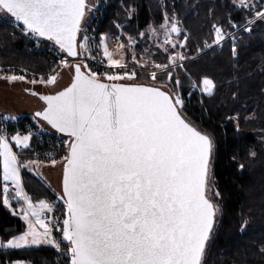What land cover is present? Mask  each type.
I'll return each instance as SVG.
<instances>
[{
	"label": "snow or ice",
	"instance_id": "snow-or-ice-1",
	"mask_svg": "<svg viewBox=\"0 0 264 264\" xmlns=\"http://www.w3.org/2000/svg\"><path fill=\"white\" fill-rule=\"evenodd\" d=\"M232 3L254 10V18L240 25L243 31L251 33L256 19L264 21V5L255 6L251 0ZM95 7L88 0H0V13L13 18L24 34L37 43L52 42L66 53L59 63L71 75V82L54 94L25 89L43 101L33 119L66 137L60 161L62 191L57 194L63 202L60 216L55 215V202H34L24 188L21 168L39 174L44 161L21 163L12 142L17 148L30 149L33 133L16 132L9 138L7 130L0 128L2 203L11 208V200H16L26 224L20 234L0 239V248L51 246L62 257L60 264H206L221 211L215 201L221 194L212 172L214 139L184 114L183 83L179 77L174 79L173 70L183 68L187 56L175 51L167 56V64H153L155 70H149L147 61L137 59L133 37H128L126 45L108 33L98 41L88 34L87 17ZM179 25L175 14L165 13L160 25L164 52L186 46L189 36L179 39ZM229 25L238 26L231 20ZM211 27L213 39L211 44L205 41V47L221 45L231 37V52L236 57V35L215 22ZM149 30V38L159 39L155 27L150 25ZM112 38L117 41L114 49L109 45ZM129 52L131 68L125 59ZM89 60L98 65L106 62V67L102 71L93 68ZM157 70L166 75V83L156 86L139 81L141 75L157 81ZM58 75L28 79L12 69H0V79L32 85H56ZM169 83L173 85L170 89ZM191 87L211 96L216 84L205 75L199 82L192 81ZM236 127L239 130V123ZM46 158L53 166L58 163L51 154ZM248 223L242 219L240 231ZM54 231L60 233L59 239Z\"/></svg>",
	"mask_w": 264,
	"mask_h": 264
},
{
	"label": "trees",
	"instance_id": "trees-1",
	"mask_svg": "<svg viewBox=\"0 0 264 264\" xmlns=\"http://www.w3.org/2000/svg\"><path fill=\"white\" fill-rule=\"evenodd\" d=\"M165 13L175 14L182 31L189 32L185 50L189 56L203 47L205 41L212 42V23L232 32L229 20L241 29L246 19L254 18L251 11L234 6L232 0H108L101 34L116 37L119 25L138 42L139 49L150 48L151 43L139 33L152 24L161 25ZM123 41L126 44L127 38ZM232 43L229 41L221 50L214 49L186 63L184 70L174 73V79L179 77L183 83L180 92L185 100L184 114L194 126L210 134L215 143L212 172L221 194L215 201L221 211L209 242L206 264H264V25L256 21L251 33L240 32L236 57L232 56ZM159 54L158 58L163 56L165 60L166 55ZM0 65L43 74L52 69L45 57L30 53L24 39L2 23ZM205 75L216 84L211 96L191 88L192 81L199 82ZM156 82L166 83V75H160ZM172 86L169 83L168 89ZM5 116L0 113V123ZM26 160L30 159L23 158L21 163ZM21 174L25 191L33 201L56 196L55 189L34 171L22 168ZM242 219L249 221L244 231L239 229ZM25 228V222L4 207L0 196V239L7 240ZM14 261L54 264V254L46 246L0 248V264Z\"/></svg>",
	"mask_w": 264,
	"mask_h": 264
},
{
	"label": "rangeland",
	"instance_id": "rangeland-1",
	"mask_svg": "<svg viewBox=\"0 0 264 264\" xmlns=\"http://www.w3.org/2000/svg\"><path fill=\"white\" fill-rule=\"evenodd\" d=\"M96 1L97 0H90L89 2H90V4H95ZM259 1L260 2H264V0H259ZM95 9H96V7L93 8V10L88 14V17H87L88 22L95 18V14H96V10ZM246 10H249V11H251L254 14L253 10H250V9H246ZM131 13H132V11L129 12V17H131ZM0 14L3 17L8 18L7 14H4V13H0ZM256 21H260L264 25V21H261L259 19H256L255 22ZM151 26L155 27L158 30L159 39H156L154 37L153 38H149V37L152 36V33L150 32V30L148 28L144 32L145 36H143L142 38L146 37L148 39V41L151 43L152 46H150V48H146L147 51H145V49H139L137 41H135L136 43L133 46L134 51H135L136 56H137V59L138 60L147 61L148 65H149V70H155V69H153L151 67L153 64H159V63L167 64L168 63L167 56L169 54L175 52V51H180V52H183L187 56V59L182 62L183 63V68H176V69L173 70V72L176 73L179 69L184 70L186 63H188L190 61L198 60V58H200L201 56L209 53V51H212L214 49L221 50V48H223V46L227 42L232 41L231 37H228V38L225 39V41L222 42L221 45H212L211 48L205 47V45H204L200 49H197V52L194 53V55H192V56L191 55L189 56V55H187L185 53L187 44H186V46L184 48H180L179 46H177L176 49H171L169 47V52H164L163 48L160 47V44L163 41V30L160 29V25L157 26L155 24H152ZM231 28L233 29V31L230 32V33H233V34L236 35V44H238V42L240 41V32L243 31V30H242V28L241 29L238 28V26L235 27V28H233V27H231ZM185 34H187L189 36V32L187 30H184V31L181 32V35H180L179 39L182 40L183 36ZM19 35L23 38V36L21 34H19ZM121 36H122V40H120V42L124 43L123 39L127 38V42H126V45H127L128 44V35L125 33L123 28L120 26L119 27L118 36H116V37L120 38ZM24 41H25V39H24ZM116 43H117L116 39H114V38L110 39L109 40L110 48L114 49L115 46H116ZM209 44H211V43H209ZM158 53L166 55L165 60H162L164 58L163 56H162V58H158V56H161L160 54L158 55ZM117 58H119V56H117ZM125 59L127 60L128 63H133L132 59H131V53L130 52L125 56ZM46 60L48 61L47 58H46ZM50 66H51L52 69L47 74L36 73L34 71H31V70H29L27 68H23V67H20V68L26 69L27 71L33 73L34 75H38V76H47L48 74L58 73L59 75H58V79H57V84L56 85H49V86H45V85H42V84L33 85V86H35V87H33L34 90H38V92H40V93H41V91L45 90L46 92H48L50 94H54L56 91L61 90L63 87H66L71 82V75H70L69 70H67L65 68H60L59 71L58 70L55 71V69L52 67L51 64H50ZM1 67L5 68V66H1L0 65V68ZM157 74H158V77L160 75H163L158 70H157ZM2 80H5V79H2ZM6 81H8V80H6ZM139 81L142 82V83H146V84L154 83L156 86L161 85V84L157 83L156 81L152 82L150 77L147 76V75H141L139 77ZM14 82H19V83H22V84H25V85H30V83L22 82V81H14ZM28 88H30V87H28ZM3 89L0 88V107L3 106V107H6V109H14V108L21 109L22 107H25V105H28L30 101L31 102L33 101L34 104H36L35 107H34V109H35L34 111L40 110L42 108V106H43L41 100L38 97L33 96V95L29 94V93L24 95V98H27V100L24 101L23 97L21 95H19V93L16 92V89H14V88L11 89L9 87L3 88ZM163 90H168V89H163ZM192 90L202 93L199 90V88H195V89L192 88ZM202 94H204V93H202ZM40 128L42 129V126H40ZM1 171H2V169H1ZM21 171H22V168H21ZM34 172L37 173V171H34ZM38 172H39L38 175L43 177L45 179V181L47 183H49L53 187V189H55L57 194L62 191V165H61V163H57L55 166L43 164L38 169ZM21 176H22V174H21ZM2 183H3L2 179H0V196H2V186H1ZM11 205H12L11 208H9V207H7L5 205L4 206H5L6 209L10 210L12 213H13V209L16 210V214L20 216L21 215L20 214V204L17 203V201L13 199V200H11ZM25 227H26V224H25ZM41 247L43 248L45 246H32L31 248H41ZM22 249H26V248H22ZM18 250H20V249H18ZM23 262H24V264H31V263L26 262V261H23Z\"/></svg>",
	"mask_w": 264,
	"mask_h": 264
},
{
	"label": "built area",
	"instance_id": "built-area-1",
	"mask_svg": "<svg viewBox=\"0 0 264 264\" xmlns=\"http://www.w3.org/2000/svg\"><path fill=\"white\" fill-rule=\"evenodd\" d=\"M252 4L255 6L264 5V2H260L259 0H251ZM96 14L95 18L93 20L89 21L90 28H89V35L96 38L98 41L99 36L101 35L102 26L104 24L106 15H107V9H108V1L107 0H97L96 3ZM252 10V9H250ZM254 11V10H253ZM0 23L13 28L16 30L19 34L23 36L25 39L26 44L28 45L29 51L36 56H43L48 59L49 63L52 65V67L56 70H59L60 68H63L60 66V60L63 58H66L65 53H61L57 46L54 44L48 42V41H41L37 43V41L30 37L29 35L24 34L20 30V26L14 21L13 18L3 17L0 14ZM122 40V36L119 38ZM96 49H93V53H96ZM117 58V57H116ZM71 60L72 58H68ZM99 59V57H98ZM90 65L93 68L99 67L102 71L104 67H106V62L103 65H98L97 61H88ZM129 67H132V63H128ZM0 69H12L15 71L16 74H26L28 79H32L34 76L37 77V79L40 77L38 75H34L33 73L26 71V73H22L21 70L23 68H17V67H1ZM139 70V69H138ZM115 71V70H114ZM13 117V116H8ZM0 128L6 129L9 138L11 135H14L16 132H20L22 134H27L28 131H31L33 133V139L31 141L32 147L30 149H21L17 148L13 144V151H15L18 156L20 157V160L25 159H38L43 160L45 165H51L49 160L46 158V154H51L58 163H60L62 156L65 154V146L63 145V140L66 139V137H63V135L52 132L51 130L42 129L37 124V122L33 118H18L16 119H2L0 123ZM50 202H55L57 211L55 213L56 216H60L61 212L63 211V202L57 200V194L52 199L49 200ZM52 215V214H49ZM54 235L57 237V239L60 238V233L54 231ZM66 242L62 244V247H64ZM50 248L53 251L54 254V264H60V261L62 257L60 254L51 246H46Z\"/></svg>",
	"mask_w": 264,
	"mask_h": 264
},
{
	"label": "crops",
	"instance_id": "crops-1",
	"mask_svg": "<svg viewBox=\"0 0 264 264\" xmlns=\"http://www.w3.org/2000/svg\"><path fill=\"white\" fill-rule=\"evenodd\" d=\"M14 88L16 89V92L19 93V95H21L25 100H27V98H24V95H26L28 92L25 91V89H30V90H34L32 84L30 85H25V84H22V83H19V82H9V81H6V80H2L0 79V88ZM30 87V88H28ZM32 87V88H31ZM4 90V89H3ZM38 92V90H35ZM40 93V92H38ZM41 94H50L48 92H46L45 90L41 91ZM36 104H34V102L30 101L28 105H25V107H22L21 109H17V108H14V109H6V107H3L1 106L0 107V113L3 114V115H6V116H14V117H17V116H22V115H29V116H33L34 113L36 111H34V107H35ZM44 128V127H43ZM45 129V128H44ZM5 207V206H4ZM8 210V209H7ZM10 211V210H9ZM16 211V210H15ZM11 212V211H10ZM12 213V212H11ZM13 214V213H12ZM17 215V214H15ZM19 216V215H18ZM21 217V215L19 216ZM3 249V248H2ZM5 250H9V249H5ZM10 250H18V249H10Z\"/></svg>",
	"mask_w": 264,
	"mask_h": 264
},
{
	"label": "flooded vegetation",
	"instance_id": "flooded-vegetation-1",
	"mask_svg": "<svg viewBox=\"0 0 264 264\" xmlns=\"http://www.w3.org/2000/svg\"><path fill=\"white\" fill-rule=\"evenodd\" d=\"M90 0H88V2H89ZM89 4H90V2H89ZM43 104V103H42ZM42 109V108H41ZM40 109V110H41ZM34 116V115H33ZM33 116H31L32 118H33ZM36 122H37V120H35ZM38 125H40V126H42V127H44L45 129H48V130H51L52 132H55V130H53V129H51V127L49 126V125H47L45 122H43V121H40L39 123H37ZM55 133H57V132H55ZM59 134V133H58Z\"/></svg>",
	"mask_w": 264,
	"mask_h": 264
},
{
	"label": "water",
	"instance_id": "water-1",
	"mask_svg": "<svg viewBox=\"0 0 264 264\" xmlns=\"http://www.w3.org/2000/svg\"><path fill=\"white\" fill-rule=\"evenodd\" d=\"M174 36H175V34H173ZM49 42V41H48ZM50 43H52V42H50ZM53 44V43H52ZM58 47V46H57ZM66 54V53H65ZM31 91H34V92H37V91H35V90H31ZM29 93V92H28ZM38 93V92H37ZM39 94H41V93H39ZM43 95V94H42ZM33 96H36V95H33ZM36 97H38V96H36ZM39 98V97H38ZM42 103H43V101H41ZM60 134V133H59ZM61 135H63V134H61Z\"/></svg>",
	"mask_w": 264,
	"mask_h": 264
}]
</instances>
